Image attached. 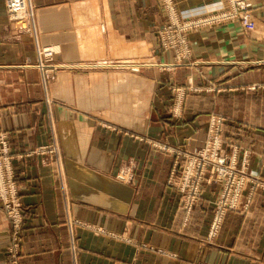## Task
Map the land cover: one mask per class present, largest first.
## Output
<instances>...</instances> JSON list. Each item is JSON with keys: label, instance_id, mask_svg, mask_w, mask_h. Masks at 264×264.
Masks as SVG:
<instances>
[{"label": "crops", "instance_id": "0c3cea01", "mask_svg": "<svg viewBox=\"0 0 264 264\" xmlns=\"http://www.w3.org/2000/svg\"><path fill=\"white\" fill-rule=\"evenodd\" d=\"M243 1L255 30L197 28L188 36L194 64L133 74L112 64L173 59L156 52L152 34L164 21L157 0H29L31 34L19 37L0 0V133L9 135L27 221L18 264H74L70 231L79 246L75 264H264V191H254L246 211L227 214L216 245H204L216 190L203 191L182 227L177 194L165 187L172 158L151 147L196 149L209 113L223 112L229 134L252 150L249 172L264 180V89H250L264 85V0ZM175 2L181 17L225 5ZM35 44L57 49L56 81L17 67ZM174 86L197 92L186 97L180 120L168 111ZM48 98L51 106L43 104ZM50 142L59 147V171L53 159L29 154ZM72 219L108 235L70 227ZM9 238L0 210V264Z\"/></svg>", "mask_w": 264, "mask_h": 264}, {"label": "rangeland", "instance_id": "374dc122", "mask_svg": "<svg viewBox=\"0 0 264 264\" xmlns=\"http://www.w3.org/2000/svg\"><path fill=\"white\" fill-rule=\"evenodd\" d=\"M12 1L5 0V12L8 24L11 27L13 26L14 35L19 37L31 34L29 25L34 14L31 3L29 0H24L23 5L19 7L13 4L10 5ZM157 2L164 14V21L161 27L152 34L156 52L157 54L170 53L173 58L172 62L169 65L159 64L156 58L153 60L150 57H142L134 60H123V62L112 64V67H119L133 74L145 69L155 70L156 72L165 69L167 72H172L177 66L185 64L191 66L194 64L192 62L188 63L192 55L188 36L192 30L226 23H237L247 32L255 30L251 10L243 0H224V8L227 6L225 9L221 8L219 11L212 13L187 17L179 15L175 0H157ZM38 49L41 58H38ZM49 49H52L51 55L50 52H46ZM56 53L57 49L54 47L35 44L34 56L25 57L22 64L17 67L35 69L41 74L44 82H54L57 79V73L61 71L60 65L55 63L54 60ZM189 88L190 86L187 88L172 87L173 103L168 111H170L172 117H177V120L181 119L186 97L191 93H197L193 92L195 89ZM209 89H213L211 84ZM250 89L261 90L264 89V85L259 88L252 86ZM43 104L51 106V98L45 99ZM227 117L219 111L209 113L204 140L201 146L196 149L189 150L180 146L169 147L162 144H151V147L172 158L165 187L177 194V211L181 216L182 227L189 226L190 219L200 203L203 191L208 188L216 190L215 199L210 208L211 220L207 226L205 236L202 238V243L210 246L216 245L227 214L246 211L254 191L257 189L264 191V180L257 174L249 172L252 150L249 147H242L237 140V136L235 135L233 138V135L229 134L227 127L231 120ZM58 152L57 143L50 142V144L37 147L29 154L47 157L48 160L53 159L56 163L55 170L59 171ZM21 158L23 161L25 160L24 157ZM14 164L9 148V135L2 132L0 133V210L9 222L10 233L9 243L4 252L6 264H18L27 225L23 195L18 184ZM235 197L236 200L233 202ZM69 225L70 227L75 225L92 230L98 235H108V232L102 229H93L89 225L80 224L74 219L69 222ZM113 237L115 238V236ZM119 237L121 238H118V240L127 242L123 238L124 236ZM138 247L151 252L156 251L155 254L161 256L167 255L162 250L143 244ZM78 250L76 236L70 231L67 251L71 255L74 264Z\"/></svg>", "mask_w": 264, "mask_h": 264}, {"label": "bare ground", "instance_id": "6f19581e", "mask_svg": "<svg viewBox=\"0 0 264 264\" xmlns=\"http://www.w3.org/2000/svg\"><path fill=\"white\" fill-rule=\"evenodd\" d=\"M23 2H24V0H13L10 5L13 4V5H16V6H19L20 7L21 5H23ZM39 57L41 58V53H40V51L38 49V58Z\"/></svg>", "mask_w": 264, "mask_h": 264}, {"label": "built area", "instance_id": "2783aa9c", "mask_svg": "<svg viewBox=\"0 0 264 264\" xmlns=\"http://www.w3.org/2000/svg\"><path fill=\"white\" fill-rule=\"evenodd\" d=\"M48 49V48H47ZM46 52H50V55H51V52H52V49H49V50H46ZM236 200V197L233 199V202Z\"/></svg>", "mask_w": 264, "mask_h": 264}]
</instances>
